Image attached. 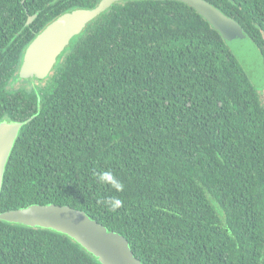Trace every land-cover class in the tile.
<instances>
[{
  "label": "trees",
  "instance_id": "1",
  "mask_svg": "<svg viewBox=\"0 0 264 264\" xmlns=\"http://www.w3.org/2000/svg\"><path fill=\"white\" fill-rule=\"evenodd\" d=\"M100 1L0 0V123L35 116L8 160L0 213L82 210L143 264H264V87L195 8L115 3L72 39L45 86L10 87L48 24ZM206 1L264 60V0ZM108 170L123 192L97 183ZM111 196L122 207L109 211ZM0 264L101 263L65 234L0 220Z\"/></svg>",
  "mask_w": 264,
  "mask_h": 264
},
{
  "label": "water",
  "instance_id": "2",
  "mask_svg": "<svg viewBox=\"0 0 264 264\" xmlns=\"http://www.w3.org/2000/svg\"><path fill=\"white\" fill-rule=\"evenodd\" d=\"M126 0H101L92 9H76L67 12L48 24L26 48L19 70L21 79L38 78L42 80L53 72V66L60 55L70 45L73 38L80 35L87 25L113 4ZM195 8L224 40L245 46L243 41L251 40L241 26L227 17L206 0H177ZM35 16H30L31 24ZM27 122L0 123V198L5 169L19 137ZM0 220L39 227L60 232L72 238L101 264H143L130 248L128 240L118 232L108 229L91 219L84 211L70 206L31 205L26 208L0 213Z\"/></svg>",
  "mask_w": 264,
  "mask_h": 264
},
{
  "label": "rangeland",
  "instance_id": "3",
  "mask_svg": "<svg viewBox=\"0 0 264 264\" xmlns=\"http://www.w3.org/2000/svg\"><path fill=\"white\" fill-rule=\"evenodd\" d=\"M224 41L226 42L227 46L230 48V50L234 54L238 63L241 65V67L244 69V71L250 78L252 84L259 90L263 89L264 87V60H263V56L259 48L251 40L249 41V43L248 41H243V44L245 46L238 45L234 43L233 41L231 42L229 40H224ZM54 69H55V66H53V71ZM47 78L48 77L42 80H39L38 78H29V79L20 80L21 79L20 78L17 82L15 83L12 82L10 87L13 89L26 88L28 90H32L33 88H36L37 86H45L47 84V80H46ZM262 97L264 98V94L262 95Z\"/></svg>",
  "mask_w": 264,
  "mask_h": 264
},
{
  "label": "clouds",
  "instance_id": "4",
  "mask_svg": "<svg viewBox=\"0 0 264 264\" xmlns=\"http://www.w3.org/2000/svg\"><path fill=\"white\" fill-rule=\"evenodd\" d=\"M94 177L99 185H107L116 192H123L125 185L119 180L112 171H98L95 172ZM109 211H115L122 207L123 201L117 196H111L102 201Z\"/></svg>",
  "mask_w": 264,
  "mask_h": 264
}]
</instances>
